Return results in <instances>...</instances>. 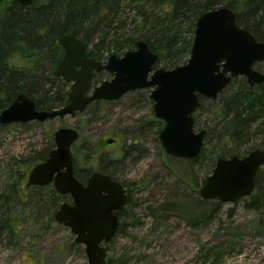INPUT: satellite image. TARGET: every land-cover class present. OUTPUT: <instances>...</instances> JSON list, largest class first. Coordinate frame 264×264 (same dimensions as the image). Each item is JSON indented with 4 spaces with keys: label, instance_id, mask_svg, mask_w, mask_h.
I'll return each mask as SVG.
<instances>
[{
    "label": "trees",
    "instance_id": "trees-1",
    "mask_svg": "<svg viewBox=\"0 0 264 264\" xmlns=\"http://www.w3.org/2000/svg\"><path fill=\"white\" fill-rule=\"evenodd\" d=\"M220 7L234 11L238 27L247 30L258 42H264V0H33L26 7L12 0H0V112L19 94L31 99L40 111L59 109L67 104L68 85L53 74L63 58L59 40L66 34L71 33L80 39L85 45L87 57L99 62L107 60L110 55L120 57L133 51L135 43L142 41L158 57L155 68L170 70L189 59L198 17ZM127 10L134 12L130 21L126 17L129 14ZM255 69L258 70L256 66ZM44 73L49 75L43 76ZM103 76L110 77L102 72L94 78L92 86ZM136 93L138 102H150L148 89ZM199 103L193 114L195 127L199 126L196 119L206 107L207 112L217 120L216 124L213 121L203 125L202 129L207 134L200 154L188 161L193 167L204 168L206 172L201 188L217 160L243 157L257 149L264 152V84L251 87L244 78H234L216 100L199 97ZM151 123L160 126L159 130L163 128L159 120L153 119ZM228 145L231 147L227 148ZM242 145L249 147L241 150ZM135 147L133 143L128 150ZM71 149L74 176L78 181L85 183L94 169L117 181L113 169L104 165L101 153L93 148L86 151L76 143ZM51 150L47 147L34 153L24 167L29 172L35 165L44 162ZM115 161L118 160H110L108 164ZM165 166L178 172L169 163ZM254 184L253 194L243 198V201L247 203V209L260 212L262 222L264 168L257 171ZM5 192L0 194V203L7 209L11 203L21 200L19 193H23V203L30 204L33 209L38 206L40 210L46 209L52 219L59 206L69 202V198L58 194L52 185L20 189L16 184L9 186ZM178 199L173 197L170 200L171 209L168 207L162 212L172 209L175 212L184 211L187 216L197 218V224L204 222V218H213L220 206V202L203 201L199 195L194 202ZM181 201L185 203H179ZM209 202L216 204L202 205ZM129 203L127 196L125 207ZM189 203L194 205L188 207ZM125 207L117 216L122 229L131 219ZM5 212H2V217ZM11 221L9 216L0 219V227L12 229L8 225ZM131 224L137 226L139 223Z\"/></svg>",
    "mask_w": 264,
    "mask_h": 264
},
{
    "label": "rangeland",
    "instance_id": "rangeland-1",
    "mask_svg": "<svg viewBox=\"0 0 264 264\" xmlns=\"http://www.w3.org/2000/svg\"><path fill=\"white\" fill-rule=\"evenodd\" d=\"M129 14L126 17L130 21L134 12ZM255 66L264 73V62ZM109 79L103 76L94 86ZM137 99V93L132 92L117 101L92 103L74 117L0 125V194L16 184L20 189L26 188L27 159L44 148L53 149L55 131L74 129L79 133L76 145L101 153L104 165L113 169L115 179L130 199L125 207L131 217L128 225L124 229L118 226L120 230L104 245L106 264H264V221L261 222L259 211L246 208L243 199L220 203L214 217L201 218L204 222L199 224L197 218L184 211L162 212L171 209L173 197L197 201L206 172L193 167L189 160L164 153L158 140L163 128L149 124L156 120L153 103ZM207 109L196 117L199 126L195 131L206 123H217ZM108 140L112 144L108 145ZM133 143L134 150H128ZM247 147L242 145L239 149ZM107 160L118 161L108 164ZM166 163L178 172L166 168ZM19 195L21 200L11 203L8 209L0 203V219L11 217L8 225L15 230L0 227V264H88L84 248L74 242L70 230L56 223L46 209H33L23 203L25 196ZM193 205L189 203L188 207ZM132 222L139 224L132 226Z\"/></svg>",
    "mask_w": 264,
    "mask_h": 264
},
{
    "label": "water",
    "instance_id": "water-1",
    "mask_svg": "<svg viewBox=\"0 0 264 264\" xmlns=\"http://www.w3.org/2000/svg\"><path fill=\"white\" fill-rule=\"evenodd\" d=\"M30 6L33 0H12ZM59 45L63 58L54 76L69 85L67 104L59 109L40 111L23 94L0 112V125L43 123L74 117L99 101H117L127 93L149 89L153 116L164 124L158 140L164 153L173 158L192 160L202 149L205 129L195 131L193 114L199 97L214 101L238 77L251 87L264 84V73L255 65L264 62V42H258L247 30L238 27L234 11L220 7L201 14L194 28L187 62L166 70L155 68L157 55L142 41L122 56L110 55L103 62L87 57L84 43L69 33ZM105 72L107 81L92 86L95 76ZM79 133L59 129L53 134L54 148L47 159L29 172L26 187L52 185L71 203H62L53 218L70 230L74 242L84 248L88 264H106L105 244L115 236L119 220L116 213L127 202L126 190L101 173H92L85 185L74 177L71 148ZM113 141L108 140L107 144ZM264 168V152L252 150L243 157L219 159L198 195L203 201L234 203L251 196L257 171Z\"/></svg>",
    "mask_w": 264,
    "mask_h": 264
},
{
    "label": "flooded vegetation",
    "instance_id": "flooded-vegetation-1",
    "mask_svg": "<svg viewBox=\"0 0 264 264\" xmlns=\"http://www.w3.org/2000/svg\"><path fill=\"white\" fill-rule=\"evenodd\" d=\"M63 54H64V51H63ZM102 73V72H101ZM98 75H100V73L99 74H97L95 77H97ZM94 80V79H93ZM68 85V84H67ZM91 85H92V83H91ZM68 89H69V85H68ZM78 141V140H77ZM95 170V169H94ZM93 170V172L92 173H100V172H98V171H94ZM30 172V171H29ZM29 172H28V174H29ZM92 173H90V175L92 174ZM102 174V173H101ZM90 175L88 176V178L90 177ZM28 177V176H27ZM75 177V176H74ZM88 178H87V180H88ZM87 180H86V182H87ZM27 182V181H26ZM80 182V181H79ZM86 182L85 183H81V184H83V185H85L86 184ZM119 183V182H118ZM120 184V183H119ZM121 185V184H120ZM49 186V185H48ZM122 186V185H121ZM25 187H26V183H25ZM46 187V186H45ZM26 188H34V187H26ZM127 193V192H126ZM63 196V195H62ZM64 196H66V197H68L69 198V202H66V203H71V198L68 196V195H64ZM116 216H118V213H116Z\"/></svg>",
    "mask_w": 264,
    "mask_h": 264
}]
</instances>
